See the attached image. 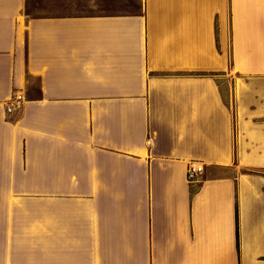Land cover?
Returning <instances> with one entry per match:
<instances>
[{"label": "crops", "instance_id": "crops-1", "mask_svg": "<svg viewBox=\"0 0 264 264\" xmlns=\"http://www.w3.org/2000/svg\"><path fill=\"white\" fill-rule=\"evenodd\" d=\"M0 264H264V0H0Z\"/></svg>", "mask_w": 264, "mask_h": 264}, {"label": "built area", "instance_id": "built-area-1", "mask_svg": "<svg viewBox=\"0 0 264 264\" xmlns=\"http://www.w3.org/2000/svg\"><path fill=\"white\" fill-rule=\"evenodd\" d=\"M25 104V96L19 92L12 97H10L6 103V113L8 115L15 114L19 111H21ZM205 168L204 165L197 162H192L189 164L188 167V180L193 182L195 179L201 177L204 174Z\"/></svg>", "mask_w": 264, "mask_h": 264}, {"label": "trees", "instance_id": "trees-1", "mask_svg": "<svg viewBox=\"0 0 264 264\" xmlns=\"http://www.w3.org/2000/svg\"><path fill=\"white\" fill-rule=\"evenodd\" d=\"M237 218H238V212H237ZM238 238H239V231L237 232Z\"/></svg>", "mask_w": 264, "mask_h": 264}, {"label": "rangeland", "instance_id": "rangeland-1", "mask_svg": "<svg viewBox=\"0 0 264 264\" xmlns=\"http://www.w3.org/2000/svg\"><path fill=\"white\" fill-rule=\"evenodd\" d=\"M23 94V93H22Z\"/></svg>", "mask_w": 264, "mask_h": 264}]
</instances>
